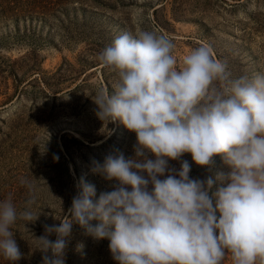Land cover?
<instances>
[{
    "label": "clouds",
    "instance_id": "1",
    "mask_svg": "<svg viewBox=\"0 0 264 264\" xmlns=\"http://www.w3.org/2000/svg\"><path fill=\"white\" fill-rule=\"evenodd\" d=\"M174 49L170 37L145 30L123 33L99 53L118 80L111 94L99 91L98 115L135 133V155L94 162L93 173L118 183L94 201L95 186L81 179L70 219L37 237L42 264H65L74 224L107 238L118 264H223L226 252L233 264H264V74L233 79L211 47L180 63ZM185 153L206 167L205 179L190 177ZM216 156L229 171L214 170ZM21 184L30 206L38 190ZM37 217L18 213L10 195L0 201V255L10 264L23 255L12 226Z\"/></svg>",
    "mask_w": 264,
    "mask_h": 264
},
{
    "label": "rangeland",
    "instance_id": "2",
    "mask_svg": "<svg viewBox=\"0 0 264 264\" xmlns=\"http://www.w3.org/2000/svg\"><path fill=\"white\" fill-rule=\"evenodd\" d=\"M44 16L0 17V201L10 195L18 213L28 208L38 215L12 226L23 254L15 264H42L37 237L45 225L70 219L82 178L95 186L94 201L114 189L118 182L93 173L94 162L117 152L135 155V133L119 120L101 119L94 101L101 89L111 94L118 80L98 60L117 36L155 31L172 39L178 63L209 46L233 79L264 74V0H82ZM182 160L191 178L210 174L190 153ZM215 160V171H229L220 156ZM181 161L169 160V168L178 171ZM22 179L38 190L30 206ZM109 243L74 224L65 264H118ZM0 264L10 262L0 255ZM223 264H233L230 252Z\"/></svg>",
    "mask_w": 264,
    "mask_h": 264
},
{
    "label": "trees",
    "instance_id": "3",
    "mask_svg": "<svg viewBox=\"0 0 264 264\" xmlns=\"http://www.w3.org/2000/svg\"><path fill=\"white\" fill-rule=\"evenodd\" d=\"M82 0H0V17H20L25 15H52L63 13L68 3ZM98 3V0H85ZM44 16V17H45Z\"/></svg>",
    "mask_w": 264,
    "mask_h": 264
}]
</instances>
